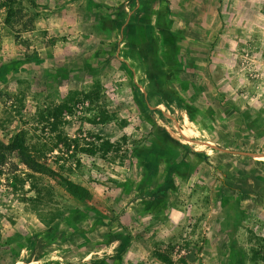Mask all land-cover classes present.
Here are the masks:
<instances>
[{"label":"rangeland","instance_id":"374dc122","mask_svg":"<svg viewBox=\"0 0 264 264\" xmlns=\"http://www.w3.org/2000/svg\"><path fill=\"white\" fill-rule=\"evenodd\" d=\"M261 155L264 0H0V264H264Z\"/></svg>","mask_w":264,"mask_h":264},{"label":"trees","instance_id":"16d2710c","mask_svg":"<svg viewBox=\"0 0 264 264\" xmlns=\"http://www.w3.org/2000/svg\"><path fill=\"white\" fill-rule=\"evenodd\" d=\"M123 10H124L123 6H121V8L118 7L117 13H118L119 16L121 15L120 13H122ZM127 29H129L128 26L125 28V31H127ZM143 38H144V36L139 35V41L142 42ZM148 92L150 93V90ZM147 99L149 100L150 98L148 97ZM14 142H15V144L13 145L12 149L17 150L19 152V154L21 155V158L23 159L24 163L30 169H32L35 172H43V173H45L47 171V170H45V168H43L42 164L31 153L30 148L26 145V140H25L24 137L17 136V137L14 138ZM91 153L93 154L95 152L91 151ZM66 188L71 193V195H73L75 197L83 195V190H81V188L79 186H77L76 184H74L72 182H67ZM240 191H242V190H240Z\"/></svg>","mask_w":264,"mask_h":264},{"label":"water","instance_id":"95a60500","mask_svg":"<svg viewBox=\"0 0 264 264\" xmlns=\"http://www.w3.org/2000/svg\"><path fill=\"white\" fill-rule=\"evenodd\" d=\"M251 155H253V154H251ZM254 157H256L255 155H253ZM261 156H264V155H261Z\"/></svg>","mask_w":264,"mask_h":264}]
</instances>
